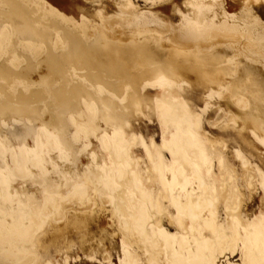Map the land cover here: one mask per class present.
Listing matches in <instances>:
<instances>
[{"label":"bare ground","instance_id":"6f19581e","mask_svg":"<svg viewBox=\"0 0 264 264\" xmlns=\"http://www.w3.org/2000/svg\"><path fill=\"white\" fill-rule=\"evenodd\" d=\"M121 1L123 4L120 7H118V6L116 7V8L120 9L119 10L120 15L115 16V17H108L109 24H112V25L115 24V26H116V23H118L124 27V23H126L129 25V27H130V25H132V28H133L134 25H137V27H138V24H140L141 27L142 26L145 27V26H148L151 24L153 26V23H155L158 26V30H159V27H160V29H166L168 27L164 21H160L161 19L155 18V17L159 16L160 14L159 15L156 14L157 16H154L151 14H153L155 12H151V14L148 13L147 11L141 12V13L134 12V9L136 8V6L133 9L134 6L130 0H121ZM144 1L150 2L152 5L151 7H153L154 5L159 4L161 2H165L167 0H144ZM175 1H177V0H175ZM197 1H198V3L196 4V6H198L197 7V12H198L197 19L196 20L192 19V21H187L185 23V27L183 28V26H182L183 29L180 28V26H179V28L182 29L181 31H179L180 29L178 30V28H176L177 31H179V32L175 33L173 31L174 33H172L170 35V38H169L170 40L168 38L166 40V41H170V43L172 42L173 44L178 46V47H176L178 49L177 52H179L182 55V61L181 62L178 61L179 63L177 65H175V69L177 71H179L180 73H183V74H186L189 76L191 74L192 75L195 74L196 70L199 71L198 68L200 66V63H199V61H197V59H193L188 52L186 53V51L192 50V51L200 52V51L206 50V49L210 50V49L216 48L218 43H224V44H227V47L225 46L227 51H228L227 52L228 54H226V56L229 55L231 58L233 57L234 60L238 59L237 57H239V59L237 61L235 60V64H234V68H233L234 69L233 74H232V72H230V73L233 76L234 75L238 76V78L244 77L245 75L246 76L248 75V76H251L254 80L255 74L246 72V69H249V68L246 67V69H245V66L241 65L242 58L240 57L241 55L239 56V54L245 53L246 55L252 56V58L256 59V62L261 66V68L264 69V28H263V26L261 24H259L258 22H256V20L252 19L251 23L253 24V27H251V28L253 30H249L247 33H244L241 31L242 29L240 27H237L240 21L238 23H236L237 26H234L233 23L231 24L230 23L231 21L229 22L227 20L229 18H227L223 12V11H225V9L223 11L219 10L220 8H217V5L212 4V2H213L212 0H210V1L207 0L211 7L208 5L207 2L204 3L205 0H197ZM218 1L220 4L225 3L224 0H218ZM234 1L236 2V0H234ZM238 1L240 3L243 2L244 4L250 5V6H252V4H253V5H255V7L256 6L257 7L264 6V0H238ZM226 3L229 4V2H226ZM115 4H116V2H115ZM227 4H226V6H227ZM239 5H241V4H239ZM28 6L29 5H28L27 0H14V1L13 0H0V18L10 16V18L16 20L18 24H23V26L25 28L26 27L30 28L32 30V32L37 36V38L40 41H42L44 44L51 46L52 44L50 45L48 42L49 37H47L46 34H43L44 31H43V33H42V31L39 32L37 27H33V25L30 24L29 14L27 15V12L29 11L27 9ZM163 6H164V4H163ZM166 6H167V3H166ZM250 6H249V8H250ZM179 7L183 8L182 6H178V8ZM249 8H247V9H249ZM155 9H156V7H155ZM184 9H186V8H184ZM251 9L253 10V8H250L249 11ZM137 10H135V11H137ZM243 10H245V9L243 8ZM252 10H251V12H253ZM31 11H33V10H31ZM107 13L109 15L111 12L108 11ZM179 13H182V10ZM106 14L105 15L103 14V15L106 16ZM256 17H258V16H256ZM166 18H168V17L166 16ZM105 19H104V21H105V23H107V21ZM185 19H186V17H185ZM258 19H260V18H258ZM258 19H257V21H258ZM103 22H101L100 25H102ZM133 22H134V24H133ZM245 23H248V21ZM181 25H182V23H181ZM115 26L113 25V27H115ZM106 27H108V26H106ZM129 27H128V30H129ZM244 27H246V26H244ZM126 29H127V26H125V31H126ZM130 30H132V29H130ZM169 30H168V32L171 31V30L170 31ZM117 31H119V30H117ZM132 31H130V32H132ZM136 31H137L136 35H139L138 32L142 31V29L141 30L136 29ZM166 31H164V32H166ZM146 32H147V29H146ZM146 32H143L142 35H145L144 33H146ZM151 32H153V30ZM161 32H162V30H161ZM161 32L159 33L160 34L159 38L161 36ZM164 32H162V33H164ZM147 33H149V32H147ZM156 33H158V32H156ZM10 34H11V31L9 29H6L3 32V36H2L4 38H0L1 41L3 39H6L8 41L9 37H11ZM30 34H31V32H30ZM108 34L110 35V33H108ZM164 34H166V33H164ZM114 35H116V34H114ZM122 35H124V34H122ZM55 36H56V34H55ZM55 36L53 38L54 41H56ZM116 36H118V34ZM119 36H121V35H119ZM126 36L128 38V35H126ZM133 36H134V34H133ZM129 37H132V36L130 35ZM145 37L142 36V39ZM153 37L150 39H153ZM156 37H157V35H156ZM58 38H57V41L60 42V39H58ZM114 38H115V36H114ZM132 38H134V37H132ZM136 38L137 37H135L134 41L136 40ZM164 39H166V38H164ZM140 40H139V42H141ZM96 41L98 43L97 46H104L105 47L107 44L106 42L101 41L99 38H97ZM154 41H155V39H154ZM93 42L94 41H92V45H94ZM26 43L28 45V41H26ZM156 43H158V39H157ZM7 44H8V42H7ZM39 44H41V43H39ZM53 45H55V44H53ZM169 45H171V44H169ZM28 47L31 50L34 49V45L32 44V42L29 43ZM156 48H158V47H156ZM156 48H154V50H157ZM170 48H172V46H170ZM163 49H167V48H163ZM152 50H153V48H152ZM219 50L221 52V49H219ZM53 51H55V50L53 49ZM67 51H68V53H80V54L84 53L83 52L84 50L81 47V43L77 40L72 41V43H71L70 47L67 49ZM157 53L160 56L159 60L160 61L163 60V62L161 63L159 60H157V61H159L158 64H156V63L155 64L154 63H142L140 66V73L138 75H134L133 81L131 82L129 88L127 90L125 89L126 93L123 96L113 94L112 92H110L108 90L107 86L103 85V83L100 82V80L96 76L93 77V82L95 83V85L94 86L91 85L92 86L91 89L93 90L95 95L97 97H102L103 95H107L108 99L111 102L109 104L103 103L100 106L95 107L93 110L86 108V112L89 115L90 119H91V117L93 119V116L96 117V115L101 114L106 125H108L109 123H112L111 125L113 127H115V133H114V137L112 139L109 138V136L107 135L108 132H107V134H106V132L104 133V134H106L105 136L102 134V137L103 136L104 137L100 138L102 141L103 148L106 149L107 151H109L111 156H112L113 163H114V166H112L113 167L112 169L109 168V170H107L106 172H103V173L99 172V171H91L88 174L85 173L83 178H81V180L78 178L80 181L79 180H77V181H79V182H74V183H70L68 181H65L63 179L65 177L63 175H60L61 174L60 173L59 174L60 178H61V176H63V178H62V180H60V178H59V180L64 181V182H62L60 185H58L56 182H54L55 179H53V177L48 173L45 166L39 163V160L41 159V156H42L40 151L43 150L42 148L45 145V143L47 144V146L50 147V150H53V149H56L57 147H59V142H58L59 140H57L56 136H54V134L52 133L55 130L53 129L52 132L50 133V132L46 131L45 129H38L37 128V130L34 132V133L37 132L36 135L33 134L34 136H36L35 140H34L36 152H33V150H30L31 148H29V146H30L29 144H31L32 141L30 139L26 138L25 132L21 128L23 126L21 125V127L19 126L16 128L15 137L17 136V137H20V139H21L20 143L22 145H21V147H19L21 151L18 153H17L18 150H12L11 149L9 151V152H11L10 159H11V162H13L14 167H13L12 171L9 170L11 172L7 171L6 173L4 172L5 169L2 168V169H4L3 172L5 174L0 173V258H1L0 260L6 261V264H54L56 261H59L62 264H68V260H69L68 250L70 248H67L65 250V249H62L63 246L61 247V249L57 247V245L59 243V238L64 236V235L66 236V234H64L65 232L63 233L64 235H62L63 228H62L61 224L64 221H67V219L69 220V215L71 213L82 212V214H85V213L93 212V210L95 208L97 210V207H104V209L106 207L107 208L109 207V208H111V212L115 218L114 220L116 222L115 224H116L117 230L119 231L118 233H120L127 240V242L133 247V249L131 248L133 252H130V248H129V250L126 249V250H128L126 253L124 252L125 254H124L123 258L125 259L127 264H264L262 261H259L258 257L256 256V254H257L259 257H261V259H263V257H264V233H263V231L260 232L261 231L260 229H259L260 231L258 233V231H256L252 227L253 225H250L251 222L250 223L247 222L248 220L246 221V219H244L242 216L243 213H246V211H248V210H246V206H248L246 203V201H247L246 199L249 200L251 197H253V193L257 192L258 190H261L260 196H262V193L264 195V173L262 172L261 168L259 169V167L255 166V164H253L254 166L251 164L253 161L249 162V161H247V160H249L248 158L244 159L246 157L244 156L242 158L243 155L240 156L239 154H235V158L238 160V163L235 162V163H237V166H235L236 164L231 162L233 159L232 160L230 159V157L232 155L229 154V152L230 153H232V152L231 151L228 152L227 149L229 150V148L226 147L224 144H222L223 141H225V140H222L221 143L217 141L218 143H220V144H217V143H213L212 141H210V139H208L211 135L207 136L208 138H206V137L202 138L203 134L202 135L200 134L202 121L200 122V118L198 115L199 113L197 114V117L192 116L191 114L194 113V111L192 110V112L190 113L189 112L190 110L186 109V106H185L186 102L185 101H184L185 104L183 103L185 108L184 107H178L176 105L172 108L171 113H169L168 115H165L162 113L161 106L159 104L155 103L153 101L154 99H152V98L159 96L158 91L156 93V92H153L152 90H149V88L152 89V88H156L157 86L158 87L160 86V88H161V86L164 85V87H166L165 85H167V86H169V89L170 88H176V89L182 90V85H181V83H179L180 80H166L167 77H166V79L162 78V79L157 80V81H152V80H150L151 78L149 79V77L153 76L157 70L161 69V66L159 65L160 63L165 64L164 63L165 60L161 58L162 56L160 55L159 51ZM165 54H166V51H165ZM212 54H213V52H212ZM5 55H6V53H5ZM204 55H206V54H204ZM31 56L34 57V55H32V54H31ZM223 57H225V56H223ZM223 57H222V59H223ZM154 58H158V55H157V57L155 56ZM240 58H241V60H240ZM217 59H218V57H217ZM167 61H169V60H167ZM171 62H174V61H170L169 63H171ZM228 64H229V62H228ZM171 65H173V64H171ZM218 65L219 64H217V66ZM87 67L90 69L93 67L94 70H96V69L105 70L107 72V74L113 70L112 67L110 65H107V64H99L97 66L87 65ZM120 68L121 67L118 66L115 69H120ZM173 69H174V67H173ZM204 69H201V70H204ZM208 69H210V68H207L205 70H208ZM213 70H212V72H214ZM209 72H210V70H209ZM222 73L224 75V73H227V71L222 72ZM206 74H207V71H206ZM217 74H220V72H217ZM193 76H191V78ZM224 76H227V75H224ZM224 76L221 78H224ZM136 77H141V78L145 77L144 78L145 80H143L141 89H139V87H137V85H136V81H137ZM210 77H209V79H210ZM24 78H25V75L23 73L21 75L15 76V75L10 74L7 71L0 70V92H3V90L6 88H9L11 91H14V94H11V96L7 99L8 101H3V99H0V113H1V115L2 114H14V113H18V112L23 113L25 115H31V114L33 115L36 112L34 109V106H32V102H36L39 99L38 100L34 99V96H36L37 94L36 95L34 94V96L27 94V91H28V88L30 85L23 81ZM180 78L182 80V77H180ZM215 79L216 78H213L212 80L214 81ZM218 79H216V80H218ZM228 79H231V78H228ZM198 80H199V78H198ZM222 80H224V79H222ZM185 81H186V79H185ZM242 81H244V79ZM232 82H233V80H232ZM18 83H22L23 87L21 90L16 91L15 87H16V84H18ZM187 83H188V81H187ZM233 83H235V82H233ZM226 84L228 85V83H226ZM183 85H186V84H183ZM230 85H228V86H230ZM39 86L40 87L44 86V90H45V82L43 80L39 81ZM209 87L210 86L208 85V88L203 93H201V98H202V96L205 95L203 97V100H200V101H205V105H203L205 107L203 110L205 113L207 110H209L210 103H211L210 101L215 96L221 97L222 95H225L227 93V90H229V89H225L226 88L225 86H224L225 88L223 86H221V87H217V89H216L215 85H213V87H215L214 89L211 87L209 88ZM184 88H185V86H184ZM162 89H159L160 92ZM34 91L36 93L35 89H34ZM142 91L144 93H142ZM195 91H199V90H195ZM171 92L172 91H167V93H166L164 90L163 95L162 94L161 95L163 97H165V99H167L168 94H171ZM228 92H230V91H228ZM37 93H39V92H37ZM182 93H181V95H182ZM183 94H185V93H183ZM202 94H204V95H202ZM42 95H44V94L41 93V96ZM61 95L62 94H59V95L53 94V95H50V97L53 98L52 100H54V102L56 104H62V103H65L66 101H68V99L66 97L61 96ZM192 95H194V94H192ZM182 96H184V95H182ZM231 96L235 98L236 103H238V105L243 109V115L245 116V118L247 120L251 121V125H252L251 129L253 128V130H252V134H250V135L251 136L253 135L252 138L255 139L256 142L257 141L260 142L263 145L262 147L264 148V114L258 106V100H257L258 96H255L252 94H250V95L245 94V93H243V91H241V90L237 91L235 88H234V91L232 92ZM177 98H179V96L176 97V100H177ZM187 99H189V98H187ZM199 99H200V96H199ZM223 99H224V96H223ZM85 100H86V98H85ZM158 100H155V101H158ZM184 100H186V99L184 98ZM181 101H183V100L181 99ZM125 102H128V103L126 104ZM191 102L194 103L193 101H191ZM86 103H88V102H86ZM93 103H95V102H93ZM82 104H84V103H82ZM89 104H91V103H89ZM170 104H171V102H170ZM231 104H234V101ZM164 105H166V104L163 103V107H164ZM94 106H96V105L94 104ZM192 106H193V104H192ZM192 106H190V107H192ZM164 108H163V112H164ZM187 108H189V106ZM218 109H220V108H218ZM201 110H202V107H201ZM165 112H168V111L166 110ZM200 113H201V111H200ZM219 113L221 114V112H219ZM219 113H218V115H220ZM223 113L226 114L225 112H223ZM70 114L71 113L69 112V115ZM152 115H157L158 117H160V119H161L160 121L162 122V124L165 127H167L169 131H171V132L175 131L176 133L174 134L175 135L174 138L167 136L168 134H166V137H167L166 140L160 141L162 143L159 146L156 145V142L154 140H149L147 147H145L146 145L143 146L142 143L144 140H146V136H144L142 134V130H141L142 127L137 126V124H135V121H136V118H138L139 116H144L145 120H146V118H148L150 120ZM71 116H72V114L70 115V117ZM2 117H4V116H2ZM72 117H74V116H72ZM158 117H156V120L158 119ZM81 118H82V116H81ZM211 118H213V117L211 116ZM215 118H216V116L214 117V119ZM0 119L2 120V118H0ZM45 119H47V118H45ZM68 119H70V118L68 117ZM68 119L66 120L67 122H69ZM86 119L88 120V117H86ZM17 120H20V119L18 118ZM44 120L42 119L41 122H44ZM206 120H208V119H206ZM220 120H222V119L220 118ZM73 121L75 122L76 119L73 118ZM88 121H90V120H88ZM216 121H218V120H216ZM237 121L238 120H237L236 116H234V115L233 116L232 115L227 116V122L228 123L229 122L236 123ZM48 122L50 125L52 123L51 119ZM81 122H83V121H81ZM95 122H97V121H95ZM137 122H139V121H137ZM207 122H209V121H207ZM214 122L215 121H213V123ZM223 122H224V119H223ZM238 122H240V121H238ZM211 123H210V125H211ZM213 123H212V125H213ZM220 123H219V125H220ZM55 124H56V122H55ZM45 125L48 126V124L46 122H45ZM52 125H50V126H52ZM74 125L75 124H73V127L75 129L76 125L75 126ZM86 125H87V123H86ZM242 125H244V124H242ZM245 125L247 126V124H245ZM245 125H244V127H245ZM50 126H49V128H51ZM56 126H52V128L56 127ZM239 126H241V125H239ZM35 127H38V126L36 125ZM87 127H89V126H87ZM95 127H96V125H95ZM113 127H112V130H114ZM241 127L240 128L238 127V128L241 129ZM43 128H45V127H43ZM223 128H224V126H223ZM34 129H36V128H34ZM87 130H89V129H87ZM93 130H91L92 134H93V132H92ZM241 130H244V129H241ZM75 131H76V129H75ZM109 131H111V130H109ZM201 131H202V129H201ZM203 131H205V129ZM56 132H57V130H56ZM71 132H73V131H71ZM206 133H208V132L207 131L204 132V134H206ZM98 134H99V132H98ZM239 134H240V138L242 139L241 131L239 132ZM76 135H79V133H77ZM207 135H209V134H207ZM85 136H88V134ZM99 137H100V135H99ZM77 140L79 141V138ZM93 140H91V142ZM245 141H246V138H245ZM97 142H99V141H97ZM64 143H68V141L64 142ZM70 143H72V142L70 141ZM76 143H77V141H76ZM7 144H9V143L7 142ZM7 144L5 143V145H7ZM74 144H75V142H74ZM242 144L245 145V142ZM251 144H250V146H251ZM85 145H86V142H85ZM95 145L93 147H96ZM98 145L99 144H97V147H98ZM100 145H101V143H100ZM8 146L9 145H7L6 147L8 148ZM89 146H90V144H89ZM246 146H249V144ZM4 147L5 146H3V143L0 144V153H3V151L7 152L6 150H4ZM9 147H11V146H9ZM237 147L239 149V146H237ZM252 147H254V145H252ZM68 148H70V147H68ZM60 149H62V148H60ZM88 149H91V148H88ZM213 150L218 151V156H217V159H215V161L217 160L220 167H224L226 170V172L221 174L220 179H218L213 172V163H212L213 160L211 161V159H209ZM53 151H51V152H53ZM101 151H103V150H101ZM164 151H167L169 153V155L172 159V162H174L173 165L171 164L172 162L170 163V166L166 165L165 166L166 169L164 168V165H165L164 153H163ZM239 151H240V149L238 151L235 150V152H239ZM249 151H247L248 154H250ZM84 152L87 153V151H84ZM91 152L93 153L92 150H91ZM259 153H262V152H259ZM5 154H1V155H5ZM94 154H93V156H94ZM97 154H96V157H97ZM248 154H247V156H248ZM54 155H56V154H54ZM66 155L69 156L70 154H66ZM80 155L81 154H79L78 156H80ZM102 155H100V156L102 157ZM7 156H8V154L5 157L7 158ZM251 156H253V155H251ZM255 156H257L256 153H255ZM89 157H88V159H90ZM42 158H44V157H42ZM58 158H59V156H58ZM108 158H110V157H108ZM253 158H254V156H253ZM253 158H252V160H253ZM10 159H8V160H10ZM112 159H111V161H112ZM236 159H234V160H236ZM50 160H51V158H50ZM94 160H97V159L95 158ZM94 160L91 161V159H90V161L93 164L96 163V162L94 163ZM99 160H100V157H98V161ZM104 160H105V158H104ZM40 161H42V160H40ZM55 161H56V159H55ZM29 162L33 166H38V171H39L40 175H36V174L32 175L30 173V171L28 169V163ZM59 162H60V160H59ZM87 162H89V160ZM2 163H3V160H2ZM71 163H73V162H71ZM51 164H53V163H51ZM97 164L98 163H96V165H94V166H98ZM109 164H111V163H109ZM263 164H262V167H263ZM86 165H87V163H86ZM215 165H217V164L215 163ZM73 166H72V168H73ZM51 168H53V167H51ZM60 168H61V166H60ZM31 169H32V167H31ZM97 169H98V167L96 168V170ZM57 170H56V172H57ZM33 171H34V169L32 170V172ZM61 172H63V171H61ZM51 173H52V175H54L53 172H51ZM59 176L57 173L56 179ZM168 176L171 178V181H172L170 187H169ZM11 177H12L11 180H13L14 177L15 178L19 177V178H23V180H24V178H29L32 181L37 182V184L39 185V187H38L39 193H40L39 197H37L36 195L34 196L33 195L34 193L31 194L29 192H26L25 195H22L18 198L13 197L11 194L7 195L9 200L5 201L4 196L7 192L8 180ZM67 177L68 176H66V178H65L66 180H67ZM17 180H19V179H17ZM21 181H22V179H21ZM9 185H12V184H9ZM17 186H18V184H17ZM30 187H31V185H30ZM14 188L17 189V187H13V189ZM28 190H29V188H28ZM18 191H19V189H18ZM23 191H26V190L23 189ZM7 194H9V193H7ZM259 198H261V197H259ZM262 199H263V196H262ZM260 202H262V201H260ZM100 211H102V210L100 209ZM107 212H109V211H107ZM93 214H94V212H93ZM246 214H244V217ZM111 217H112V215H111ZM252 224H254V223L252 222ZM262 224H264V223H262ZM54 226H59V227L61 226V227L56 229L55 239L53 241L49 242V244L45 245L44 243H42V238L46 237V240H47L48 230ZM75 226H77V225H75ZM254 227H256V225ZM166 229L175 230L173 238L171 237V235L168 232H166ZM66 233H67V231H66ZM52 235H53V232H52ZM116 237H119V234ZM255 238L257 239L256 254L253 252V249H252V246H253L252 242ZM66 239H67V237H66ZM45 241H43V242H45ZM191 243H193L194 245L192 246ZM68 244L71 245L72 243L70 244V242H69ZM68 244H67V246H69ZM59 246H61V245H59ZM40 248H42L43 252L45 253V259H43V260H41V258H40L41 256L39 257V253H41V251L39 252ZM57 249H59V250H57ZM107 250H108L107 248L106 249L101 248L99 251H97V252L95 251L94 254H96V255L98 254L97 256L96 255L95 256L96 257L100 256L104 260L103 262H105V260L109 262L111 257L108 254ZM54 253L55 254L58 253V255L56 256ZM109 253H110V251H109ZM42 255H44V254L42 253ZM95 256H93V258ZM236 257H239V258L235 259ZM43 258H44V256H43ZM123 258H122V260H123ZM239 260L241 262L238 263ZM122 262H124V261H122ZM110 263H112V262H110ZM101 264H102V261H101ZM106 264H108V263H106Z\"/></svg>","mask_w":264,"mask_h":264},{"label":"rangeland","instance_id":"374dc122","mask_svg":"<svg viewBox=\"0 0 264 264\" xmlns=\"http://www.w3.org/2000/svg\"><path fill=\"white\" fill-rule=\"evenodd\" d=\"M27 1H28V5H29L27 8L29 10L27 12V15L29 14L30 24L33 25V27H37L39 32L42 31V33H43V31H44L43 34H46V36L49 37V39H48L49 44L50 45L55 44V45H53V46L51 45L52 46L51 47L49 45L44 44L42 41H40L37 38V36L32 32V30L30 28H28V27L25 28L23 26V24H18L17 21L10 18V16L0 18V38H4L2 36H3V32L6 29H9L11 31V34H12V35L10 34L11 37H9L8 41L6 39H3L1 41V39H0V70L7 71L10 74L15 75V76L21 75L23 73L25 75V78L23 79V81L30 85L28 88L27 94L32 95V96H34V94L35 95L37 94L36 95L37 97L34 96V99L35 100L39 99L36 102H32V106H34V109L36 111L33 115L32 114L31 115H25V114L19 113V112L14 113V114H2V115L0 113V118H2V120L0 119V144L3 143V146H5L4 150L7 151V152L3 151V153H0V169L2 170V171L0 170L1 174H5L7 171L11 172L13 167H14V164H13V162H11V159H10L11 152H9V151L11 149L12 150H18L17 153L21 151L19 148L22 145L20 143L21 139H20V137H17V136L15 137L16 128L19 126L21 127V125L24 127V128L23 127H21V128L24 130L26 138L30 139L32 141V143L29 144L30 145L29 148H31L30 150H33V152H36L35 141H34L36 136H34V135H36L37 132L36 133H34V132L37 130V128L38 129H45L46 131H48L50 133L52 132L53 129L55 130L52 133L54 134V136H56V139L59 140L58 141L59 147H57L56 149H53L54 150L53 151V150H50V147L47 146V144L45 143L46 146L44 145L42 148L43 150L40 151V153L42 155L40 160H42V161L39 160V163L45 166L48 173L53 177V179H55L54 182H56L58 185H60L62 182H64V181H60V180H62L63 176L66 178V176L69 177L71 175L72 176V177L70 176L71 178L67 177V180L65 178H63V179L65 181L70 182V183H74V182H79L81 180V178H83L85 173L88 174L91 171H99V172L103 173V172H106L107 170H109V168L112 169L113 168L112 166H114L112 156H111L109 151H107L106 149L103 148L102 141L100 138L102 137V134L105 136L108 132L107 135L109 136V138L112 139L114 137L115 127H113L111 125L112 123H109L108 125H106L101 114L96 115V117L93 116V119L95 118L93 120L92 117L90 119L89 115L86 112V108L93 110L95 107H98L103 103L109 104L111 102L108 99L107 95H103L102 97H97L95 95V93L91 89V87L95 85V83L93 82V77L96 76L100 80V82L103 83V85L107 86L108 90L110 92H112L113 94L123 96L126 93L125 89L127 90L129 88L131 82L133 81L134 75H138L140 73V66L142 63H154V64L159 63L160 56L157 53L158 51H159L160 55L162 56L161 58L165 60L164 61L165 64H161L163 62V60H161L160 61L161 63L159 64L161 66V69L157 70L153 76L149 77V79L151 78L150 80L157 81V80H160L162 78L166 79V77H167L166 80H180L179 83H181L182 90H183L182 91L181 89L179 90L176 88H170L169 89V86H167V85H165L166 87H164V85H163V86H161V88H160V86L159 87L157 86L158 88L157 87L152 88V89L149 88V90H152L153 92L157 93V91H158L159 96L152 98V99H154L153 101L155 103H157L161 106L162 113L165 115H168L169 113H171L172 108L176 105L178 107H184V108L186 106V109L187 110L189 109L190 113L193 110L194 113L191 114L192 116L197 117V114L199 113L198 115L200 118V122L202 121L201 122L202 131L200 129V134L201 135L203 134L202 138H205V137L208 138L207 136L211 135L210 137L212 139L210 137L208 139H210V141H212L213 143H217V144H220L222 142V140H225V141H223L222 144H224L226 147L229 148V150L227 149L228 152L231 151L233 153L232 154L229 152V154L232 155V156L230 155L232 158L230 156L229 157L231 160L233 159L231 162L236 164L235 166H237V163H238V160L235 158V154H239L240 156L243 155L242 158L245 156L246 158H244V159L248 158L249 160H247V161H249V162L253 161L251 164L252 165L255 164V166L259 167V169L261 168L262 172L264 173V171H263L264 170V164H263L264 163V156H263L264 155L263 154L264 148L262 147L263 145L258 141H257L258 142L257 143L256 140L252 138L253 135L252 136L250 135V134H252V130H253V128L251 129V127H252L251 121H249L245 118V116L243 115V109L238 105V103H236L235 98L231 96L232 92L234 91V88L237 91H239V90L243 91V93H245V94H249V95L252 94V95L258 96V99H257L258 100V106L264 114V80H263L264 79V77H263L264 76L263 75L264 69H262L261 66L256 62V59L252 58V56L246 55L245 53L239 54V56L241 55L240 57L242 58V60L240 58V60L242 62L241 65L245 66V69H246V67L249 68V69H246V72L255 74L254 80L251 76H248V75L247 76L245 75L244 77H239V78H238V76L232 75L234 72L233 68H234L235 60L237 61L239 59V57H237L238 59L234 60L233 57L231 58L229 55L226 56V54H228L227 53L228 51L226 49L227 44H224V43H218L216 48H213L210 50L206 49V50H202L200 52H196V51H192V50L186 51V53L188 52L193 59H197V61H199V63H200V66L198 68V70L200 72L196 70V73L193 74L194 76L192 74L189 76V75L180 73L179 71H177L175 69V65H177L179 62L182 61V55L179 52H177L178 49L176 47H178V46H176L172 42L170 43V41H166V40H167V38L168 39L170 38V35L172 33H174V32L176 33V32L181 31L185 27V23L187 21H192V19L193 20L197 19V16H198V12H197L198 6H196V4L198 3L197 0H195V1L194 0H192V1L191 0H177V1L167 0V1H165L167 3V6H166L165 2H161L162 4L159 3L160 5L156 4L153 7H151L152 5L150 2H145L144 0H130L134 6L133 9L136 6V8L134 9V12L141 13V12L147 11L150 14H151V12H155V13L151 14L154 16H157L160 14L159 15L160 17L157 16L155 18L161 19L160 21H164L165 24L169 28L167 27L166 29H160V27H159V30H158L157 24H155V23H153V26L151 24V25H148L145 27H143V26L141 27L140 24H138L139 28L137 27V25H134L135 27L133 26V28H132V25H130V27H129V25L126 23H124V27L118 23H116V26H115V24H113L117 29L115 27H113L112 24H109L108 17H115V16L120 15V12H119L120 9L116 8V7L117 6L120 7L123 4L121 0H27ZM212 1H211L212 4H215V5H217V8H220L219 10L223 11L225 9V11H223V12H224L225 16L227 18H229L227 20L229 22L231 21L230 22L231 24L233 23L234 26H237L236 23H238L240 21L239 22L240 25L238 24L237 27H240L242 29V30L240 29L242 32L247 33L249 30H253L251 28V27H253V24L251 23L252 19L256 20V22L261 24L264 28V6H260V7L256 6L255 7V5H253V4H252V6H250V5L244 4L243 2L240 3L238 0H236V2L234 0H224L225 1L224 4H220L218 0H212ZM115 2H116V4H115ZM206 2L208 3L207 0H205L204 3H206ZM226 2H229V4H227ZM117 3L118 4L120 3V4L118 5ZM163 4H164V6H163ZM176 4L178 6L183 7V8L179 7L182 10V13H179L181 10L178 8V6ZM226 4H227V6H226ZM239 4H241V5H239ZM208 5L210 6L209 3H208ZM249 6H250V8H253V10L251 9L253 12H251V10L249 11V9H250ZM155 7H156V9H155ZM184 8H186V9H184ZM243 8L245 10H243ZM247 8H249V9H247ZM31 10H33V11H31ZM135 10H137V11H135ZM108 11L111 12L110 13L111 15L110 14L108 15V13H107ZM103 14L104 15L106 14V16H104ZM166 16L168 18H166ZM256 16H258V17H256ZM185 17H186V19H185ZM258 18H260V19H258ZM104 19L107 21V23H105ZM257 19H258V21H257ZM247 21H248V23H245ZM101 22H103L102 25H100ZM181 23H182V25H181ZM133 24H134V22H133ZM106 26H108L109 28ZM125 26H127L126 31H125ZM179 26H180V28H182V26H183V28L180 29ZM244 26H246V27H244ZM128 27H129V30H128ZM176 28H178V30L179 29L180 30L177 31ZM130 29H132L133 31ZM136 29L137 30L142 29V31L138 32L139 35L141 34L140 36L136 35V32H137ZM146 29H147V32H149V33L146 32ZM117 30H119V31H117ZM152 30L154 33L151 32ZM161 30H162V32L167 30L166 32H164L166 34L162 33ZM168 30L171 33L168 32ZM130 31H132V32H130ZM30 32H31V34H30ZM143 32H146V33H144L145 35H142ZM156 32H158V33H156ZM160 32H161V36L159 38ZM54 33L56 34V36ZM108 33H110V35ZM114 34H116V35L118 34V36H116ZM122 34H124V35H122ZM133 34H134V36H133ZM119 35H121V36H119ZM126 35H128V38ZM130 35L134 38L129 37ZM156 35H157V37H156ZM54 36H55L56 41H54V39H53ZM114 36H115V38H114ZM142 36L143 37L146 36V37L142 39ZM135 37H137L136 38L137 41L136 40L134 41ZM152 37H153V39H150ZM57 38L60 39V42L57 41ZM97 38H99L103 42H106L107 43L106 46L105 47L104 46H97L98 45V43L96 41ZM164 38H166V39H164ZM154 39H155V41H154ZM157 39H158V43H156ZM73 40H77L81 43V47L84 50L83 54L68 53L67 49L70 47ZM139 40L141 42H139ZM26 41H28V45H29V43L32 42V44L34 45V49L31 50L28 47ZM92 41H94L93 42L94 45H92ZM7 42H8V44H7ZM39 43H41V44L43 43V44L41 45ZM169 44H171V45H169ZM170 46H172V48H170ZM156 47H158V48H156ZM152 48H153V50H154V48H156L157 50L153 51ZM163 48H167V49H163ZM53 49L55 51H53ZM219 49H221L222 53L220 52ZM165 51H166V54H165ZM212 52H213V54H212ZM5 53H6V55H5ZM30 53L32 55H34V57L31 56ZM204 54H206L207 56ZM154 55L156 57L158 55V58H154L155 57ZM223 56H225V57H223ZM217 57H218V59H217ZM222 57H223V59H222ZM157 60H159V61H157ZM167 60H169V61H167ZM170 61H174V62L169 63ZM227 61L229 62V64ZM99 64L110 65L113 70L107 74V72L105 70H101V69L94 70L93 67L91 69L87 67V65L97 66ZM171 64H173V65H171ZM217 64H219L220 66L219 65L217 66ZM118 66H120L121 68L115 69ZM173 67H174V69H173ZM203 67L205 69H207V68H210V69L205 70ZM201 69H204L205 71L201 70ZM211 69L214 72H212ZM209 70H210V72H209ZM206 71H207V74H206ZM226 71L229 75L227 73H224V75H227V76H224L222 72H226ZM217 72H220V74L221 73L222 74L221 75L217 74ZM230 72H232V74ZM222 75L224 76V78H221V77H223ZM191 76H193V77L191 78ZM180 77H182V80ZM209 77H210V79H209ZM144 78L145 77H143V78L136 77V80H137L136 85H137V87H139V89H141L143 80H145ZM198 78H199V80H198ZM213 78H216V79L219 78L218 79L219 81L216 79L213 81L212 80ZM228 78H231V79H228ZM185 79H186V81H185ZM222 79H224V80H222ZM243 79L245 82L242 81ZM40 80H43L45 82V90L46 91L44 90V86L43 87L39 86ZM232 80L236 84L233 83ZM187 81H188V83H187ZM182 83L186 84V85H183ZM226 83H228V85H230V84L231 85L228 86ZM208 85L213 89L215 87L217 89V87H221V86L224 87L225 86L226 88L225 87L224 88L229 89V90H227V93L225 95H222L221 97L217 96L218 97L217 98L215 96L210 101L211 102L210 108L212 110L209 108V110H207L205 113L203 111L205 108L203 106V105H205V101H200V100H203V97L205 95L202 94L204 96H202V98H201V93H203L208 88ZM213 85H215V87H213ZM184 86H185V88H184ZM22 87H23L22 83L16 84V87H15L16 91L21 90ZM34 89L36 90V93H35ZM159 89H162L161 92ZM164 90L166 93H167V91H172L171 94H168L167 99H165V97L162 96ZM195 90H199V91H195ZM228 91H230V92H228ZM37 92H39V93H37ZM180 92L185 93V94L182 93V95H184V96H182ZM41 93L44 95L41 96ZM142 93H144V92L142 91ZM11 94H14V91H11L9 88H6L3 90V92H0V99H3V101H8L7 99L11 96ZM53 94H57V95L62 94L61 96L66 97L68 99V101H66L65 103H62V104H56L54 102V100H52L53 98L50 97V95H53ZM192 94H194L195 96ZM178 96L180 99L177 98V100H176V97H178ZM185 96L189 99H187ZM199 96H200V99H199ZM223 96H224V99H223ZM85 98L87 101L85 100ZM184 98L186 100H184ZM181 99L183 101H181ZM155 100H158V101H155ZM184 101L186 102V104ZM191 101H193L194 103H192ZM233 101H234V104H231ZM86 102H88V103H86ZM93 102H95V103H93ZM170 102H171V104H170ZM82 103H84V104H82ZM89 103H91V104H89ZM125 103L127 104L128 102H125ZM163 103L166 104V105H164L165 108L163 107ZM183 103L185 104V106ZM94 104L96 106H94ZM192 104H193V106H192ZM188 106H189V108H187ZM190 106H192V107H190ZM201 107H202V110H201ZM163 108H164V112L166 110L168 112L164 113ZM218 108H220L222 111ZM199 110L201 111V113ZM69 112L74 117H72V116L70 117L71 114L69 115ZM217 112L218 113L221 112V114L219 113L220 115H218ZM223 112H225L227 115L224 114ZM202 113L203 114L205 113L204 114L205 116ZM228 115L236 116L238 121H240L244 125L247 124V126L245 125V127H244V125H242L238 121L236 123H234V122L228 123L227 122V116ZM2 116H4V117H2ZM67 116L70 119H68ZM81 116H82V118H81ZM211 116L213 118H211ZM215 116H216V118L214 119ZM86 117H88V120H90V121H88L86 119ZM139 117L136 118L135 124H137V126L142 127L141 128L142 134L144 136H146V140H144L142 143L143 146L146 145L145 147H147L149 140H154L156 142V145L159 146L162 143L160 141L166 140V138H167L166 134H168L167 136L174 138V136H175L174 134L176 132L175 131H173V132L169 131L168 128L162 124V122L160 121L161 120L160 117H158L157 115H152L150 120L148 118H146V120H145L144 116H139ZM156 117H158L157 120H156ZM18 118L20 120H17ZM45 118H47V119H45ZM66 118L68 119L69 122L66 121L67 120ZM73 118L76 119L75 122L73 121ZM220 118L222 120H220ZM42 119L43 120L45 119L44 122H41ZM48 119L49 120L51 119V121H52V123L50 122L51 123L50 125H52V124H53L52 126L57 125L56 126L57 128L56 127L52 128V126L49 125ZM206 119H208V120H206ZM223 119H224V122H223ZM216 120H218V121H216ZM81 121H83V122H81ZM95 121H97V122H95ZM137 121H139V122H137ZM207 121H209V122H207ZM213 121H215L214 122L215 124L213 123ZM45 122L48 124V126L45 125ZM55 122H56V124H55ZM211 122L213 123V125ZM86 123H87V125H86ZM210 123H211V125H210ZM219 123H220V125H219ZM73 124L76 125V126L74 125L76 131L73 127ZM36 125L38 127H35ZM95 125H96V127H95ZM239 125H241L242 127ZM49 126L51 128H49ZM87 126H89V127H87ZM223 126L225 129L223 128ZM43 127H45V128H43ZM112 127L114 128V130H112ZM238 127L239 128L241 127V129H244V130L239 129ZM34 128H36V129H34ZM87 129H89V130H87ZM204 129H205V131H203ZM56 130L58 133L56 132ZM91 130H93L92 131L93 134L91 133ZM109 130H111V131H109ZM71 131H73V132H71ZM206 131L208 133L204 134V132H206ZM240 131L242 134V136H241L242 139L240 138V134H239ZM74 132L76 134L79 133V135H76ZM98 132H99V134H98ZM105 132H106V134H104ZM87 134H88V136H85ZM207 134H209V135H207ZM99 135H100V137H99ZM96 137L97 138L99 137L98 138L99 140ZM78 138H79V141L77 140ZM92 138L93 139L95 138V139L93 140ZM245 138H246V141H245ZM91 140H93L94 142L93 141L91 142ZM67 141H68V143H64ZM70 141L72 143H70ZM76 141H77V143H76ZM97 141H99V142H97ZM217 141L220 143H218ZM4 142L6 144L8 142L9 144H7V145L11 146L12 148L9 146L7 148L6 147L7 145H5ZM74 142L76 145L74 144ZM85 142H86V145H85ZM95 142L97 144H99L98 145L99 148L97 147V144ZM244 142H245V145L242 144ZM100 143H101V145H100ZM89 144H90V146H89ZM248 144H249V146H246ZM250 144H251V146H250ZM94 145L96 147H93ZM252 145H254V147H252ZM237 146H239V149H240L239 152L240 153L235 152V150L236 151L239 150ZM68 147H70V148H68ZM60 148H62V149H60ZM88 148H91V149H88ZM91 150L93 151V153L91 152ZM101 150H103V151H101ZM51 151H53V152H51ZM84 151H87V153ZM247 151H249L250 154H248ZM254 152L257 154V156L259 158L257 156H255ZM259 152H262V153H259ZM163 153H164V161H165L164 168L166 169L165 166L166 165L170 166L172 159H171V157L167 151H164ZM1 154H5V155H1ZM7 154H8V156L6 158L5 156ZM54 154H56V155H54ZM66 154H70L69 155L70 157L67 156ZM79 154H81V155L78 156ZM93 154H94V156H93ZM96 154H97V157H96ZM247 154H248V156H247ZM100 155H102V157ZM251 155H253L254 158ZM58 156H59V158H58ZM217 156H218V151L213 150L209 159H211V161L213 160L212 161L213 172H214L215 176L218 179H220L221 174L226 172V170L224 167H220L217 160H216L217 162L215 161V159H217ZM42 157H44V158H42ZM88 157L91 159V161H93L96 158L97 160H94V163L95 162L98 163L97 164L98 166H94V165H96V163L93 164L90 161V159H88ZM98 157H100L99 161H98ZM108 157H110V158H108ZM50 158H51V160H50ZM104 158H105V160H104ZM252 158H253V160H252ZM8 159H10V160H8ZM55 159H56V161H55ZM111 159H112V161H111ZM234 159H236L237 161ZM2 160H3V163H2ZM59 160H60V162H59ZM88 160H89V162H87ZM50 162L53 164H51ZM71 162H73V163H71ZM235 162H237V163H235ZM86 163H87V165H86ZM109 163H111V164H109ZM215 163L217 165H215ZM171 164L173 165L174 162H172ZM262 164H263V167H262ZM60 166H61V168H60ZM72 166H73V168H72ZM31 167H32V169H31ZM51 167H53V168H51ZM97 167H98V169L96 170ZM2 168H4L5 170ZM28 169L32 175H35V174L40 175V173L38 171V166H33L30 162L28 163ZM33 169H34V171L32 172ZM55 169L56 170L58 169L57 172ZM3 170L5 173L3 172ZM9 170H11V171H9ZM61 171H63V172H61ZM51 172H53L54 175H52ZM57 173H58V176L60 173H61L60 175H63V176H61V178L59 176L56 179ZM12 177L8 180L7 192L4 196L5 201L9 200L7 195L11 194L13 197L18 198L22 195H25L26 192H29L31 194L34 193L33 194L34 196L36 195L37 197H39V195H40L39 188H38L39 185L37 184V182H34L29 178H24V180H23V178H19V177L18 178L14 177L13 180H11ZM59 178H60V180H59ZM17 179H19V180H17ZM21 179H22V181H21ZM168 179H169V187H170L172 181H171V178L169 176H168ZM77 180H79V181H77ZM9 184H12V185H9ZM17 184H18V186H17ZM30 185H31V187H30ZM13 187H17V189L16 188L13 189ZM28 188H29V190H28ZM18 189H19V191H18ZM23 189L26 191H23ZM260 192H261V190L254 192L253 197L250 198L251 200L246 199L247 200L246 203L248 205V206H246V210H248V211H246L247 214L243 213L242 216L244 219H246V221L248 220L247 222H249V223L251 222L250 225H253L252 227L256 231H258V233L260 230H261L260 232L263 231V233H264V224H262V223H264V200H263L264 195L262 193V196H263V199H262V196H260ZM7 193H9V194H7ZM259 197H261V198H259ZM260 201H262V202H260ZM100 209L102 211H100ZM94 210H93L94 214H93V212H89V213H85V214H82V212L71 213L69 215V220L67 219V221H64L61 224L62 228H63L62 235L66 234V236L64 235V236L59 238V243H58L57 247L61 249V247L63 246L62 249H65V250L67 248H70L68 250V254H69L68 264H99V263L101 264V261H102V264H106V263H108V264H127L125 259L123 258L124 254L129 250V248H130V252H133L132 251L133 247L127 242V240L120 233H118L119 231L117 230V227L115 224L116 222L114 220L115 218L111 212V208L106 207L104 209V207H97L98 211L96 210V208ZM107 211H109L110 213ZM244 214H246L245 215L246 218L244 217ZM111 215H112V217H111ZM80 219L81 220L83 219L82 220L83 222ZM252 222L254 224H252ZM75 225H77V226H75ZM255 225H256V227H254ZM60 227L59 226L51 227L48 230L47 240H46V237H43L42 243L47 245V244H49V242L53 241L56 237V235H55L56 229H58ZM65 230L67 231V233ZM174 231L175 230H173V229H166V232H168L172 238L174 236ZM52 232H53V235H52ZM118 234H119V237H116V236H118ZM66 237H67V239H66ZM43 241H45V242H43ZM69 242H70V244L71 243L72 244L69 245L68 244ZM252 243H253V246H252L253 252L256 254L257 239L255 238ZM67 244L69 246H67ZM59 245H61V246H59ZM191 245L193 246L194 244L191 243ZM101 248H103V249L107 248L108 249L107 250L108 254L111 257L109 262L106 260H105V262H103L104 260L100 256L96 257L98 254L97 255L94 254L95 251L97 252ZM126 249H128V250H126ZM57 250H59V249H57ZM40 251H41V253H39V257L41 256L40 258H41V260H43V259H45V253L43 252L42 248L39 249V252ZM109 251H110V253H109ZM42 253L44 255H42ZM55 255L57 256L58 253ZM92 255L93 256L96 255L94 257L96 260L93 258ZM43 256H44V258H43ZM256 256L258 257L259 261H262L264 263V257H263V259H261V257H259L257 254H256ZM122 258H123V260H122ZM238 258L239 257H236L235 259H238ZM122 261H124V262H122ZM110 262H112V263H110ZM239 262H241V261L239 260L238 263ZM0 264H6V261L0 260ZM54 264H62V263L59 261H56Z\"/></svg>","mask_w":264,"mask_h":264}]
</instances>
